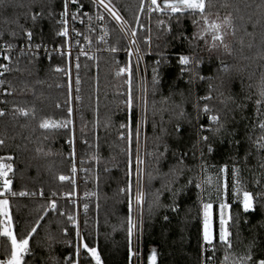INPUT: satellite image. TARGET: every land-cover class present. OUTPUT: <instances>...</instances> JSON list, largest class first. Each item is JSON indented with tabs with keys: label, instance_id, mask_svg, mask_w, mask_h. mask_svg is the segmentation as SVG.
I'll list each match as a JSON object with an SVG mask.
<instances>
[{
	"label": "trees",
	"instance_id": "trees-1",
	"mask_svg": "<svg viewBox=\"0 0 264 264\" xmlns=\"http://www.w3.org/2000/svg\"><path fill=\"white\" fill-rule=\"evenodd\" d=\"M140 2L111 0L131 26L136 23ZM206 3L209 22L231 21L220 31L222 42L213 41V33L205 31L199 14L195 16L199 23H194L192 15L167 13H152L149 24L139 21V26L149 25L153 52L145 53L144 264L150 246L157 247L159 264H238L249 254L250 245L253 260L264 259V149L257 146L258 141L264 142V130L259 126L264 122V0ZM61 8L62 0H0V42L20 43L31 32L36 42L59 43L56 19ZM176 16H180L179 21ZM139 28L137 38L145 52L147 32ZM198 32H203V39H193ZM110 36L112 46L125 48L115 25L110 26ZM181 55L198 57V67L189 65L192 71L182 72ZM64 63L54 57L20 56L12 58L4 75L3 88L10 94L0 107L4 110L0 116V139L4 141L0 157L13 166L12 190L28 193L9 200L14 230L25 232L39 224L30 240L27 264H68L66 257L74 248L67 217L71 207L58 200L60 193L72 191L67 181L59 180L69 167L65 144L68 131L40 127L44 120L63 122L67 118L63 106L67 98L65 80L53 71L54 65ZM117 66L114 55L80 62L82 109L77 123L79 137L85 140L80 143V156L86 161L89 185H96L98 190L97 199L88 204L84 215V235L90 236L103 264L130 262L128 155L126 140L119 137L127 120L125 86L123 78L114 74ZM154 75L158 82H154ZM133 92L135 131L136 84ZM205 96L211 99H202ZM205 104L211 111L200 117ZM211 115L219 117V124L209 119ZM213 165L238 168L241 191L253 194L254 211L244 213L242 206L237 207L238 200L226 193L232 205L231 247L219 243L215 236V250L205 251L201 237V171ZM173 192L177 193L175 198ZM174 199L178 211L171 210ZM53 200L56 210L48 209ZM10 249V241L0 236V259L8 258Z\"/></svg>",
	"mask_w": 264,
	"mask_h": 264
},
{
	"label": "snow or ice",
	"instance_id": "snow-or-ice-1",
	"mask_svg": "<svg viewBox=\"0 0 264 264\" xmlns=\"http://www.w3.org/2000/svg\"><path fill=\"white\" fill-rule=\"evenodd\" d=\"M92 4L99 10L103 9L104 12L108 14V16L112 17L114 20L121 22L122 17L119 15L118 11L115 9V7L111 4V0H91ZM79 4V8H83V4L80 3V0H64V11L62 13V20L61 23L63 25V30L59 33L61 36H67L68 35V19L69 16V4ZM78 8V12H79ZM207 9V3L206 0H163V4L158 3V0H150V6L149 11H169L171 14H181V15H192L194 19V23H199L198 21H195V16L197 14L200 15L201 20H203L204 24L208 26L205 31L210 30L213 35L212 39L213 41H223V36L220 34V30L223 27L222 24L219 23H209L207 17L205 16V12ZM143 5L141 6V11H143ZM72 19L75 20L77 18V13H72ZM84 16H88V13H82ZM177 21H179L180 16L175 17ZM35 19V17H33ZM96 19L98 21H103L105 19V16L101 14L99 11L96 14ZM89 20H91V17H89ZM83 23V21H81ZM137 22L139 23V20L137 19ZM161 24H163V21H160ZM231 21L229 18H225L223 24L230 25ZM91 30V29H90ZM28 38V49L32 50V36L33 34L31 32L26 33ZM77 35H80V33H77ZM132 37L135 38L137 33L135 31H132L131 33ZM204 35L203 32H198L193 39H203ZM85 39H88L85 37ZM90 42V41H89ZM132 44H135V39L131 41ZM215 46V45H213ZM225 47H227L225 45ZM40 45H36V50H39ZM4 50L7 52H10L12 50V45L7 44L4 46ZM112 52H117L118 49L113 47L110 49ZM128 55L131 56L132 52L131 49H127ZM23 54V53H22ZM61 55H65L64 53H61ZM70 55V53H68ZM81 55H87L83 50H81ZM91 58V57H90ZM3 59L6 61H10L9 55H4ZM77 57V61H78ZM159 63V62H158ZM200 61L198 57L195 56H188V55H181L179 57V64L182 66L181 71L182 72H191L192 67H189V65H192L193 67H198ZM75 68L77 70V77L75 79V84L77 85L76 91L79 92V68L80 64L77 62L75 64ZM0 76H2L5 72L9 71V67L7 64H0ZM126 69H120V72L118 75L122 72H124ZM56 72H64L65 75L70 76V71L66 68L57 67L55 69ZM154 73H156V69H154ZM199 79L203 80L204 77L200 76ZM154 82H158L156 80V77L154 75ZM192 81L190 80L189 83ZM0 83H3L0 81ZM10 94V93H9ZM69 95H71V83H69ZM261 96H264V92L261 93ZM76 99H79L77 96ZM202 99L204 100H210V96H205ZM257 104L260 105L261 101H257ZM128 106L131 109L132 106V97L129 96L128 99ZM24 116L28 115L27 111H24L23 109H18ZM203 111L207 114L211 111V109L208 107L207 104L204 105ZM259 112V108H258ZM68 116L72 115V108L68 107L67 109ZM4 112L0 111V116H3ZM209 119L214 124H219V117L216 115L209 116ZM72 124V121L65 120L63 122H50L48 120H44L41 122L40 127L43 129H55V128H68V126ZM260 128L264 130V122L260 123ZM218 131V129H217ZM138 134V130H137ZM129 140H131L132 133L129 132ZM138 138V135H137ZM202 139L207 142L208 137L204 136ZM261 140H264V137L261 138ZM69 144H74V132H73V138L69 139ZM4 141L0 139V145H3ZM257 146L261 149H264V142H257ZM211 147H209V151H211ZM74 155V150H73ZM8 160H11V157H7ZM142 163V161L139 160L137 157V166ZM76 169L75 167L72 168V172L75 173ZM228 169L225 166V168L221 169V172L228 173ZM13 172V166L10 163H4V158H0V236L7 238L10 241V254L8 255V258L6 259H0V264H27V261L25 260V257L29 254H31V248H30V240L34 238V234L37 233V228L39 227V224L37 223L35 226L31 227L29 230H26L25 232H17L14 230V221L13 216L10 212V203H9V197L12 196H27L28 193L21 191L19 193L12 190V184L13 181L11 178H9V173ZM233 173L238 172V170L233 169ZM139 174V169L137 167V175ZM61 181L68 180V176L61 175L59 177ZM235 183L232 184V190L236 194V198L238 200L237 207H241L243 209L244 213H250L254 211V197L253 194L248 191H241L240 182L238 177H235ZM74 183V181H73ZM189 183H192V181H189ZM229 186L228 181L224 183L223 187L225 190H227ZM196 187H200V184H196ZM128 193H129V219H128V237H129V259L131 260V257L133 255L132 251V235L133 230L136 228V224L131 219V211H132V185L131 182L128 186ZM41 195H43V192H41ZM177 195L176 192H173V197ZM143 199L144 194L143 192H137L135 194V203L137 207H142L143 205ZM158 201V196H157ZM52 210H56L57 204L56 201L53 200L50 205ZM213 205L211 203H205L203 204V233H202V240L205 251L208 250V248H212L215 250L216 245L214 244V236H213V219H212V209ZM232 205L221 201L219 205V243L224 244L226 247H231V242L229 237L231 236L230 222L233 220V216L231 214ZM85 210H87L88 205H84ZM172 211H178V208L175 206V199L173 202V207L171 209ZM46 215V213H45ZM40 219H43L41 217ZM69 221H73L74 226L76 227V236L78 238L76 247H75V253H74V264H92V261L95 262V264H103L101 260L100 252L97 250L95 246H93L90 236L82 235L79 225L75 223V218L73 216L68 217ZM165 219H167V216H165ZM254 243V242H253ZM251 253V245L249 247V254L245 255L240 259L238 264H264V259H259L258 261H254ZM71 259V258H70ZM228 257H225V262H227ZM149 264H156V254L153 253L149 257Z\"/></svg>",
	"mask_w": 264,
	"mask_h": 264
},
{
	"label": "built area",
	"instance_id": "built-area-1",
	"mask_svg": "<svg viewBox=\"0 0 264 264\" xmlns=\"http://www.w3.org/2000/svg\"><path fill=\"white\" fill-rule=\"evenodd\" d=\"M80 3L83 4V8H79V4L73 5L69 4V16L68 19V35L61 36L59 33L63 30V25L61 23L62 20V13L64 11V0H62V8L57 14L56 23L60 27V30L58 32V37H60L61 41L56 44H46L41 42H36L32 39L31 45L32 50H29L27 45L29 43L27 35L25 36V39L20 43H8L5 41L0 42V64H7L9 67L10 61L12 58L20 57V56H35V57H44V58H50L54 57L56 59H63L65 61L64 65L56 64L54 65V71L57 67L66 68L70 71V76L65 75L64 72H57L60 73L62 78L65 80V88L67 92V98L64 101V109L65 113L67 115L66 120H71L72 124L68 126V137L65 139V144L67 147V154L66 157L68 158L70 162V168L68 173L64 174L63 176H68L69 179L65 180L69 182L73 190L71 193L62 192L58 195V200L66 202L71 208H69L67 211V217L73 216L75 218V223L79 225V229L84 235V226H83V219L84 215L86 213V210L84 208L85 204H89L95 199V194L91 192H85L83 189V182H84V175L82 170V158L80 157V143H84L85 140L81 139L79 137V130H78V123L77 119L80 115V111L82 109V96H81V74L79 68V92L76 91L77 85L75 84V79L77 77V70L75 68V64L78 62L80 64L81 60H90L95 61L100 55H113V54H121L125 55L127 57V68L129 69L131 66V63L133 60L137 63V59L140 58L141 64L143 63V55L142 52L139 50L136 37L133 38L131 35V30L129 29L128 24L126 23L123 16L119 13V15L122 17V21L118 22L114 20L112 17L108 16L106 12L103 11V9H97L91 2V0H80ZM158 3H160V0H158ZM79 8V12L77 11ZM100 12L105 16V19L103 21H98L96 19L97 12ZM88 13V16L82 15V13ZM72 13H77V18L75 20L72 19ZM89 17H91V20H89ZM83 21V23L81 22ZM115 25L118 30L121 32L124 42L126 44V47L122 50H118L117 52L110 51L111 48L116 46L111 45V36H110V26ZM91 29V30H90ZM77 33H80V35H77ZM87 37L88 39H85ZM135 39V44H132L131 41ZM90 41V42H89ZM7 44L12 45V50L10 52H7L4 50V46ZM39 44L40 48L39 50H36V45ZM118 49V48H117ZM127 49H131V56L128 55ZM81 50H83L87 55H81ZM23 53V54H22ZM61 53H64L65 55H61ZM70 53V55H68ZM4 55L10 56V61H6L3 59ZM77 57L79 58L77 61ZM91 57V58H90ZM2 71V70H0ZM56 72V71H55ZM6 73V72H5ZM5 73L0 76V81H4V75ZM126 73L129 74L127 71ZM69 83H71V95H69ZM9 95V91L5 88H3V83H0V107L5 105L6 97ZM79 97V99H76V97ZM128 102V99H127ZM68 107L72 108V115L68 116L67 109ZM0 111H4L1 110ZM130 114V111H128ZM138 117L141 118V108H138ZM73 132H74V144H69V139L73 138ZM122 136H126V133H122ZM74 150V155H73ZM2 158V157H0ZM4 163H8L4 160ZM75 167L76 171L75 173L72 172V168ZM9 178L13 181V172L9 173ZM74 181V183H73ZM13 185V184H12ZM19 197V195L14 196ZM13 198L12 196L9 197ZM51 203L48 206V209H51L50 207ZM69 220V219H68ZM69 227L73 230L74 240H73V251L70 252L67 255V262L68 264H74V253H75V247L78 241V238L76 236V227L74 226L73 221H69ZM132 251L133 255L131 257V260L129 264H144L143 260V252L142 248L137 247V245L134 243L132 245ZM71 258V259H70ZM92 264H95L94 261H92Z\"/></svg>",
	"mask_w": 264,
	"mask_h": 264
},
{
	"label": "rangeland",
	"instance_id": "rangeland-1",
	"mask_svg": "<svg viewBox=\"0 0 264 264\" xmlns=\"http://www.w3.org/2000/svg\"><path fill=\"white\" fill-rule=\"evenodd\" d=\"M142 5H143V9H144L143 11H141ZM149 6H150V0H141L138 15L136 18V23L134 26H131L125 20L129 26V29L131 30V32L135 31L137 33L138 27H140L139 28L140 31L146 30V32H147V35L144 37V40H143V44L147 45L145 52L142 50V47L140 46V44L138 42L137 35H136V41H137L139 50L142 52V55H143L144 65L141 64L140 58H138L137 63L135 62V60H133L130 68L126 69L127 68V66H126L127 65V57L125 55H121V54H113L114 56H116V62L118 63V66H117L116 70L114 71V74L123 78V82H124V86H125V90H124L125 98L123 100V104L126 106L127 120H126V123L122 124V126H121V133H120L119 137L123 140H126L125 151L128 155V161L125 164V167L127 168V172H128V185H127L126 190H128V186H129L130 182L132 185L131 219L136 224V228L133 230V235H132L131 239H132V245L135 243L137 245V247L141 246V248H142V236H141L142 235V207L136 206L135 194L137 192H143V176H144V165H145L144 152H145V130H146V122H147V118H146L147 114L146 113H147V99H148V76H147L148 71H147V63L145 61V53H148V55H153V52H152L151 46H150V33H149L150 28H149V25H147L146 28L144 25L139 26L137 19L139 21L140 20H143V21L146 20L149 24V18H150V15L152 13H158V14L167 13L169 15H174V14H171L169 11H163V12L151 11L150 12L148 10ZM115 9L117 10L116 7H115ZM212 22L222 24L223 27L221 28V30L228 26V25L223 24V21H211L209 23H212ZM206 27L208 28L207 25H206ZM120 58H122V59H120ZM95 61H93V62H95ZM157 61L158 60H156L155 62H157ZM122 68L126 69V70L118 75V73L120 72V69H122ZM127 71L129 72V74L126 73ZM134 84H136V93H137V116H136L137 120H136L135 131H133V127H132V118H133L132 106L130 109L128 106V102H127V99H129V96H131L132 97V105H133V94H134L133 86H134ZM138 108H141V118L138 117ZM128 111H130V114ZM196 111H197V108H196ZM205 114L206 113L203 111V108H202L200 110V114H199L200 117H202ZM48 121H50V122H61L60 120H48ZM62 129H64V128H62ZM137 130H138V134H137ZM129 132L132 133L131 140H129V135H128ZM122 133H126V136H122ZM137 135H138V138H137ZM134 140H135V147L133 146ZM137 157L139 158L140 161H142V163H140L138 166H137ZM81 158L83 160L82 170H83V175H84L83 189L85 190V192H91L92 191L95 194V199H97V196H98L97 186L96 185H94V186L89 185L87 170H86V167L84 166L86 161H85L84 157H81ZM68 163H69V167H68V170L66 173H68L69 168H70L69 160H68ZM137 167L139 169L138 175H137ZM222 168H225V167H222V166L219 167V166H214V165L213 166H205L201 171V192H202L201 237H202V233H203V211H204L203 210V204L211 203L213 205V207L211 209L212 219H213V236H214V238H215V236L219 238V211H220L219 205H220V202L222 200L227 202V198H226L227 194L226 193H228V196H230L232 199L237 200L236 194L232 190V184L235 183V179H234L235 177H238V179H239V171L233 173L232 170L233 169L238 170V168L237 167L227 168L229 170L228 173L221 172ZM66 173H64V174H66ZM64 174H62V175H64ZM132 179L134 180V183H132V181H133ZM226 180L229 183L227 190H225L223 187ZM72 190H73V187H72ZM71 192L72 191L67 192V193H71ZM127 197H128V210H129V193H128V191H127ZM128 219H129V216H128ZM202 242H203V240H202ZM142 250H143V248H142Z\"/></svg>",
	"mask_w": 264,
	"mask_h": 264
},
{
	"label": "water",
	"instance_id": "water-1",
	"mask_svg": "<svg viewBox=\"0 0 264 264\" xmlns=\"http://www.w3.org/2000/svg\"><path fill=\"white\" fill-rule=\"evenodd\" d=\"M160 4H163V0H160ZM155 253L156 254V264H159V253L157 247L150 246L146 252V264H149V257Z\"/></svg>",
	"mask_w": 264,
	"mask_h": 264
}]
</instances>
